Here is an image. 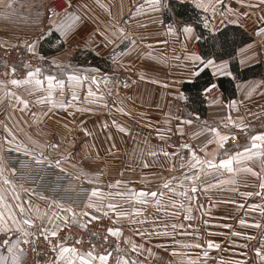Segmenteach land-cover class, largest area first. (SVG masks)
Instances as JSON below:
<instances>
[{
	"label": "crops",
	"instance_id": "1",
	"mask_svg": "<svg viewBox=\"0 0 264 264\" xmlns=\"http://www.w3.org/2000/svg\"><path fill=\"white\" fill-rule=\"evenodd\" d=\"M7 2L0 0V11H6L5 16L0 15V27H11L12 31L14 28L28 27L30 12H36L38 21L45 18L46 0H11V9L5 7ZM164 2L167 7L153 11L148 6V0H73L71 11L80 20L63 36L54 24L53 33L59 34L60 38H70V49L73 50L71 58L74 52L84 49L88 54L85 64L68 63L61 58L63 53L55 52L48 55L51 66L37 74V78L44 81L42 87L33 84L5 87L0 84V145L5 143L38 156L58 158L66 168L69 166L62 160H70L72 156L83 153L88 156L101 155L104 171L107 172L94 187L100 188L105 197L109 192L115 194L131 189L158 190L169 181L177 192L184 191L191 187V183L183 177L190 175L191 171L200 172L199 166L190 170L193 150L201 160H212L219 164L220 159L243 152L245 147L251 148V137L264 132V126L252 127V123L264 115V36L258 33L264 27V20L261 19L264 17V3L261 0H224L225 8L231 7L234 10L232 13L217 6L214 23L220 29L230 25L240 26L251 38L237 47L232 56L223 57L229 60L232 76H212L210 70L205 72L221 91L215 96H205L204 88L208 85L192 91L183 89L185 83L196 80L188 78L186 68L190 63L187 59L190 49L193 44L197 51L200 49L197 41L190 43L179 30L182 26H178L176 21L181 18L173 14L170 6L171 2L191 5V0ZM138 6H142L139 11ZM197 10L204 15L202 10ZM18 11H21V16L15 17L13 12ZM221 12L228 19L238 22L229 23L225 19L221 25L220 20L224 19ZM207 15L211 17L212 12L209 11ZM9 18L11 20L8 21ZM169 25L174 28L172 33L167 31ZM119 29H123V32ZM8 38L24 43L28 36L22 32L12 33ZM69 70L89 79H82L78 86L69 85L66 80ZM48 75L64 79L63 90L54 88L49 96L47 80L44 79ZM93 76L96 80L91 79ZM220 78L226 80L223 82L225 89L218 85ZM67 90L70 91L68 98L63 95V91ZM89 90L94 95H89ZM8 92L27 100L28 106L25 108L15 97L8 96ZM73 92L78 98L73 99ZM181 94L187 99L182 98ZM230 101H235V104L230 105ZM64 107L69 108V131L63 132L59 124ZM79 109L85 111L81 133ZM189 119L192 124L186 123ZM56 123L58 126L55 128ZM213 127L221 135L229 137L223 148L219 146L218 137L207 131ZM57 129L59 131L55 132ZM47 131L50 133L47 134ZM183 144L191 145V149L183 148ZM152 152L156 155H151ZM164 152L170 155L165 156ZM261 160L262 157H253L240 165L233 164L234 168L250 167L259 173L258 176L243 170L228 172L224 168L207 169L204 165L205 172L196 185L198 191L189 193L191 199L164 189L165 195L160 198L162 206H170L172 200L184 204L183 208L175 209V215L170 207L167 212L159 210L155 201L141 205L134 197L121 199L114 195L112 202L118 203L122 210L133 213L134 208H142V213L134 218L147 219L146 223L140 225L130 223L129 217H123L115 226L122 227L124 236L142 243L145 249H151V253L143 251L140 255L144 264H234L236 260H244L245 264H260L255 248L264 244V237L261 236V229L248 225L259 221L264 228V211L250 207H264V196L255 195L261 192ZM77 161L81 163L82 158ZM181 163L184 164L183 168ZM117 180L127 183L116 185ZM110 184L112 188L108 187ZM0 189H3L7 204L17 218H20V214L15 206L23 204L28 208L29 202L33 218L36 207L41 213L48 211L51 214L52 209L48 207L52 204L50 199H42L29 191L15 190L21 197L17 201L13 185L4 184L2 178ZM246 192L254 195H242ZM108 202L105 198V203ZM83 208L76 211L79 213ZM0 211L7 217L8 210L3 203H0ZM186 216L191 219H185ZM79 217L80 220H90V217ZM242 219L248 223L242 225ZM173 224L178 227L172 229ZM164 225L168 226L166 230L171 235H152L145 239L134 231L139 228L162 233L165 231ZM236 232L242 235H234ZM248 235L254 239H246ZM208 241L220 247L209 249ZM196 244L200 247L193 246ZM245 244L246 248L243 247ZM205 251L208 252L207 257L204 256ZM0 253L8 256L10 264L11 256L6 249L0 248ZM21 260L26 264L24 255Z\"/></svg>",
	"mask_w": 264,
	"mask_h": 264
},
{
	"label": "snow or ice",
	"instance_id": "2",
	"mask_svg": "<svg viewBox=\"0 0 264 264\" xmlns=\"http://www.w3.org/2000/svg\"><path fill=\"white\" fill-rule=\"evenodd\" d=\"M242 2V0H240ZM261 3H264V0H261ZM191 5L193 8L194 16L188 19H181L176 21L178 26H182L179 30L182 34L186 37V39L191 43L192 41H200L204 39V30L207 31L208 36L205 40L207 45V50L197 51L196 45L193 44L192 48L190 49V54L187 59L190 61L189 64L186 65L188 78L189 79H199L205 72L211 71L212 76H221V77H229L232 76V72L230 71L229 67V60L224 59L223 57L228 55L226 51V44L227 41L225 39H221L223 33L220 31L219 25H216L214 21L216 20V11L217 6L220 8H224L226 12L232 13L234 10L231 7L225 8L224 0H191ZM148 6L153 11H159L161 8H165L168 5L165 4L164 0H148ZM7 9L12 8L11 0L5 4ZM64 9L63 16L59 21H53L52 23L55 24L56 29L60 32V34L66 35L67 32L73 27L75 22L80 20V17L76 15L73 11H71L73 7V0H64V3L59 5ZM142 6L137 7V11L141 9ZM202 10L204 15L201 16L199 12L196 10ZM53 15L60 16V13L55 12L53 9H48ZM211 11L212 16L209 17L207 13ZM221 17L224 19L220 20V24L224 23L225 19L228 17L224 16V12L220 13ZM247 15V13H244ZM264 20V17L261 18ZM229 23H237L236 20L228 19ZM203 29V30H200ZM120 32H123V29H119ZM169 33L174 31L172 25H169L167 28ZM258 33L264 36V27L258 30ZM41 36L43 33L40 34ZM108 39V37H105ZM37 40H33L26 44V47L29 51H34L36 46ZM132 43L134 44L135 41L133 40ZM43 59V57H41ZM26 68L30 67L29 65H25ZM69 69L71 66H68ZM94 71H98L94 70ZM12 72L15 73V67L12 68ZM42 69L40 67L35 68L34 71L29 70L26 73L25 79H12L10 83L12 85H22V84H33L35 87H42L44 81L37 78V74L41 73ZM7 74V73H6ZM44 79L47 80L49 96H51V90L54 88H60L63 90L65 86L64 79H57L54 75H48ZM88 80L89 77H81L80 75L75 74L74 71L69 70L66 75V80L69 85L78 86L81 84V81ZM92 80H96V77H91ZM105 80L108 77H104ZM0 83H3L0 81ZM216 85L213 83H209L208 87L204 88V92L208 93L211 90H214ZM8 96L15 97L17 101L22 103L26 108L28 106V101L21 99V97L16 96L15 93L8 92ZM89 95H94V93L89 90ZM182 98L187 99L186 97ZM78 98L76 94L73 92V99ZM235 104V101H230V105ZM179 119V118H178ZM198 119V117H197ZM229 119H231L229 117ZM115 124L116 121H113ZM188 124H192V120L189 119L186 121ZM240 127L239 124L236 125ZM227 127V125H225ZM121 131H125L124 128H120ZM181 133L183 129H180ZM207 131L209 133H214L216 137H218V143L221 148L224 147V142L228 140L227 135H221L220 131L213 127L208 128ZM251 148L245 147L243 152H237L234 155L228 156L225 159H220L219 164L214 163L212 160H201L197 153L193 150L190 158V170L196 169L198 166L200 167V172L191 171L190 175H185L183 179L191 183V187L184 191L177 192L175 188L172 187L171 181L165 182L162 185L161 189L158 190H144L140 189L139 191L135 189H131L127 192H116L113 194L109 192L105 194L101 191L98 187H93L91 193L89 194L88 201L85 203L84 208L78 213L72 206H65L60 201H52L48 207L52 209L51 214L48 211L41 213L39 207H36L35 212L36 216L33 218L32 215V205L29 202L28 208H26L23 204H17L15 207L19 209L20 218H17V214L13 211L12 207L7 204L5 196L3 194V189H0V203H3L4 207L8 210V215L5 217V213L0 211V248L6 249L7 253L10 254L11 260L10 264H23L21 260V256L25 254L24 249L21 247V244L31 245L33 241L30 239L37 234L43 236V238L48 242L51 246L52 252L55 254L53 259H51L48 264H144L138 257L143 254V251H148L151 253V249H145L142 243H136L129 237L124 236L122 227L115 226L119 224V221L123 217H129V222L132 224H140L143 225L147 222V219H135L134 216H139L143 209L142 208H134L133 213H129L128 211H124L121 209L120 205L113 201V196H118L121 199H124L125 196L134 197L141 205H148L150 201H155L157 208L161 211L167 212L169 207L173 210L172 214L175 215L176 208H183L184 204L177 201L172 200L170 206H162V201L160 198L164 197L166 189L168 192H174L178 196L186 197L191 199L189 193H196L198 191L197 182L200 181L201 175L204 174L205 169L204 165L207 166V169H220L224 168L227 169L228 172H235V171H246L252 173L254 176H258L254 169L247 167L244 169L234 168L233 164L235 162L236 165H240L242 161L251 160L253 157H264V132L258 133L251 137ZM259 141L260 143H256ZM211 143L212 141H208ZM56 147V145H52ZM183 148L191 149V145L183 144ZM20 150L19 148L17 149ZM151 155L155 156L156 153L152 152ZM165 156H169L168 152H164ZM172 155H175L173 153ZM2 159V158H0ZM183 160V157L181 158ZM47 160V157L44 159H36L37 164L44 163ZM49 164L52 161L48 162ZM57 167H60L61 161L56 160L54 162ZM145 167L147 164L145 163ZM181 167H184V164L181 163ZM10 171L15 174L16 169H10ZM4 172V165L0 163V178L3 179L4 184H12V181L8 180L3 176ZM97 175H102V173H97ZM175 178H173L174 180ZM91 183V181H90ZM122 182L117 180L115 182L116 185H120ZM183 183L181 182V187ZM109 188H112L113 185H108ZM261 192L255 193L257 196H264V177L261 178V182L259 185ZM24 191H28L24 189ZM13 193L14 198L19 201L21 199L20 195L15 192V186H13ZM244 196H252L254 193L246 192L242 193ZM44 199V197H41ZM95 198V199H94ZM105 198L108 199V203H105ZM127 202V201H125ZM53 206H55L53 208ZM253 209L261 208L264 211V207L261 205H251ZM55 209H59L56 211ZM190 211V209H189ZM93 212L98 214H93ZM110 213L115 216V219L112 220L113 226L106 228V234L99 236V240L102 244H107L108 247H102L100 244L89 242L87 251H82L85 245V241L83 238H75L72 237V243H69V238L64 237L61 238L60 232L62 227H66L70 223L75 222V218L78 216L83 217H90L89 223L91 221H98L103 217H110ZM185 219H191V217L186 216ZM9 220L11 223H9ZM39 220L40 222L37 223L36 221ZM45 221L47 223H45ZM59 221V223H57ZM242 225L247 224L248 222L245 220H240ZM249 227H254L261 229V236L264 237V228L261 227L259 221L253 222L248 225ZM81 227L87 228V224H82ZM167 225H164L165 231L159 232L156 231L148 232L141 230L139 228L134 229L135 234L141 238H148L152 235H164L168 236L171 235L166 229ZM172 229H176L178 225L173 224L171 225ZM179 227H183V225H179ZM92 237L95 239L98 236V233H92ZM236 236L242 235V233L236 232L234 233ZM110 237L114 238L110 241ZM123 237V239H121ZM55 238V242L51 239ZM246 239L251 240L254 239L253 236L248 235ZM177 243H179L177 241ZM114 245V247H113ZM188 245H185L187 247ZM194 247H200L199 244L193 245ZM208 248L211 249L213 247L219 248V244H214L212 241H208L207 244ZM243 247H247V244L243 245ZM115 253V255H114ZM255 255L259 258L260 264H264V244H261L260 247L255 248ZM204 256H208V252H204ZM135 257V258H134ZM0 264H9L8 256L0 253ZM195 264V262H193ZM234 264H245L244 260H236ZM251 264V262H249Z\"/></svg>",
	"mask_w": 264,
	"mask_h": 264
},
{
	"label": "built area",
	"instance_id": "3",
	"mask_svg": "<svg viewBox=\"0 0 264 264\" xmlns=\"http://www.w3.org/2000/svg\"><path fill=\"white\" fill-rule=\"evenodd\" d=\"M64 0H50L49 9H53L55 12L63 15L64 9L59 7L63 4ZM40 62V59L36 56H30L26 52L18 48H9L0 44V80H9L14 76H19L23 73L25 65L35 67ZM15 67L16 72H12V68ZM7 73V74H6ZM221 91L216 87L214 90L205 93V96H215ZM264 115L260 116L252 123V127H263ZM228 145H225L227 147ZM2 158L5 164L9 168L15 169L19 166V178H16L20 184L30 187L33 191L41 193L47 197H52L66 205H81L85 196L89 192L88 186L81 181L71 176L62 174L58 167L51 164H37L33 159L15 152L10 149H4L2 152ZM262 164V177H264V157L261 160ZM110 217H102L98 221H85L79 220L76 223H70L66 227H62L60 236L61 238L68 237L69 243H72V237L83 238L85 241L82 251H87L89 242L100 244L102 247L107 248V244H102L99 240V236L106 234V228L113 226V214L110 213ZM82 224H87V228L81 227ZM92 233H98V236L94 239ZM33 243L31 245H22V248L27 254V264H48L53 259L54 253L51 250V246L43 238V236L36 235L30 238ZM55 242V238H51ZM110 241L114 238L110 237ZM114 247V245H113ZM115 255V253H114ZM135 258V257H134ZM141 259V257H138Z\"/></svg>",
	"mask_w": 264,
	"mask_h": 264
},
{
	"label": "rangeland",
	"instance_id": "4",
	"mask_svg": "<svg viewBox=\"0 0 264 264\" xmlns=\"http://www.w3.org/2000/svg\"><path fill=\"white\" fill-rule=\"evenodd\" d=\"M49 1L50 0H46V4H45V18L43 21H38V16L36 14V12H30V16H29V26L28 27H20V28H14V30H11V27H6V26H2L0 27V44L5 45L9 48H18L21 49L22 51L26 52V54L32 56H36L40 59V62L37 64V66L35 67H28V68H24L23 69V73L20 74L19 76H14L13 78L9 79V80H0L3 83V86L5 87H9L11 85L10 81L12 79H25L26 78V73L29 70H35V68L40 67L42 70L43 69H47L51 66L50 62H49V57L48 55L54 54L55 52H60L63 53V56L61 57L63 59V61H66L68 63H70V61H74L76 63L79 64H85V60L86 57L88 56L87 52L84 49H79L78 51L74 52L73 57L71 58V53L73 52V50H71L70 46H71V42H70V38H60V35L56 33V35L53 33V21H59L61 19V16H57V15H53L51 12L48 11L49 9ZM14 16L18 17V15L21 16V11L18 12H13ZM0 15L2 17V15H6V11H0ZM8 15H10L8 13ZM12 16V15H11ZM10 16V17H11ZM19 16V18H20ZM3 19H6V17H3ZM11 20L10 18L8 19V21ZM5 21V20H4ZM19 29V31H18ZM24 33L27 34L28 38H26V40H24V43H20V42H13L11 40V38H8V36L12 33ZM43 33V35L41 36L40 34ZM53 34V35H52ZM25 39V38H24ZM33 40H37L36 46H35V50L34 51H29L28 48L26 47V44L33 41ZM42 50H46L48 51V53H44L41 51ZM41 57H43V59H41ZM69 93L70 91H63V95H65L66 98L69 97ZM68 116H69V108L68 107H64L62 110V121L59 124L62 129V131H69V127H68ZM85 119V111L79 109V114H78V125H79V133H81L80 131V127H84V121ZM58 126V124H55V128ZM59 129L55 130V132H58ZM50 132L47 131V134H49ZM80 140V138H79ZM79 142H78V147H79ZM10 149L13 150L15 152L21 153L31 159H33L36 162V159H44L45 156H38L32 153H29L21 148H19L20 150L18 151L17 147H12V146H8L5 143H1L0 145V158H2V152L4 149ZM81 150V149H79ZM64 157V156H62ZM66 157V156H65ZM79 158H82V161L80 163V161H77ZM93 158V160H92ZM63 159V158H62ZM56 160H60L58 158L55 159H51L47 157V160L44 161L45 164H49V161H52L51 165L56 166V164L54 163ZM61 161V160H60ZM62 162H66L67 166H69V168H66L65 166H63L62 164L60 165L59 170L62 174L71 176L73 178H76L77 180L81 181L83 184H85L86 186H88L89 188V192L87 194V196H85L84 201H82L81 197V205H72V207L76 210V209H81L84 207L85 203H87L88 201V197L89 194L92 191V188L94 187V185L96 186V184H99L102 180V175L104 174L105 169V165L102 161V157L101 155H94V156H88L85 155L84 153L82 155H77V156H72V158H70V160H62ZM0 163H2L4 165V172H3V176L8 178L10 181H12V185L15 186V190L17 191H21L24 189H27L31 194H34L36 196H40V197H44L46 199H50L52 201H58L56 199H53L52 197H47L41 193L35 192L33 191L30 187L28 186H24L22 184H20V182H18L16 180V178H19L20 175V171H19V166H16V172L15 174H13L10 169L8 167L7 164L4 163L3 158L0 159ZM44 163H41L39 165H42ZM57 167V166H56ZM97 173H102V175H97ZM91 181V183H90ZM130 186L134 187V184H131ZM63 204V203H62ZM65 206H70V205H66L63 204ZM103 217V216H102ZM81 217H77L75 218V222L76 223L80 220ZM113 219H115L114 215H113ZM89 221V220H87ZM23 243L21 244L22 247ZM25 251V250H24ZM25 256V260H26V264H27V254L25 252L24 254Z\"/></svg>",
	"mask_w": 264,
	"mask_h": 264
},
{
	"label": "trees",
	"instance_id": "5",
	"mask_svg": "<svg viewBox=\"0 0 264 264\" xmlns=\"http://www.w3.org/2000/svg\"><path fill=\"white\" fill-rule=\"evenodd\" d=\"M170 6L172 7L173 14L176 17H179L181 19H188L194 16L193 8L188 3L171 2ZM196 11L199 12L200 15L202 16V13L200 11L198 10ZM166 18L168 19V14H166ZM200 30H203V29H200ZM220 31L223 33V35L221 36V39H225L227 41L226 51L228 55L226 56H232L237 47L243 45L244 43L249 41L251 38V36L246 30L236 25L227 26L225 28L220 29ZM207 36H208V33L206 30H204V39H201L200 41H198V46H199L200 51L207 50V45L205 43ZM41 51L44 53L46 52L48 53V51L46 50L41 49ZM244 71H246V69ZM224 81H226L224 78H220L217 80L218 85L222 89L226 88L223 83ZM209 83H212L211 78L206 76L204 73L199 79H196L192 83H185L183 85V89L192 91V89H198L201 87L203 88L204 86L206 87L207 85H209Z\"/></svg>",
	"mask_w": 264,
	"mask_h": 264
}]
</instances>
